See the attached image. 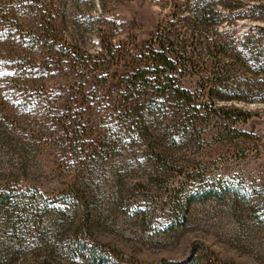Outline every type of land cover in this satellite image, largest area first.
I'll use <instances>...</instances> for the list:
<instances>
[{
  "label": "rangeland",
  "instance_id": "374dc122",
  "mask_svg": "<svg viewBox=\"0 0 264 264\" xmlns=\"http://www.w3.org/2000/svg\"><path fill=\"white\" fill-rule=\"evenodd\" d=\"M178 2L188 34L189 3L218 21L203 34L232 69L203 91L200 46L191 105L123 95L174 0H0V192L21 198L0 208V264H100L82 235L102 264H264V56L242 41L264 0Z\"/></svg>",
  "mask_w": 264,
  "mask_h": 264
},
{
  "label": "trees",
  "instance_id": "16d2710c",
  "mask_svg": "<svg viewBox=\"0 0 264 264\" xmlns=\"http://www.w3.org/2000/svg\"><path fill=\"white\" fill-rule=\"evenodd\" d=\"M188 22L185 26L189 30V34L181 29L180 16L183 12L181 3L174 0L171 7L168 19L162 22L149 41L148 47L142 52L141 66L134 69L125 80L124 96L129 100L132 97L133 102L140 100L141 94L151 92L156 94V97L164 95L167 98H173L177 101H182L184 105H191L194 100V93L184 88L181 85V77L197 72L196 64L199 61V47L204 46L205 56L212 60L213 67L207 72V76L202 78L203 91L213 89L215 85H220V90H228L233 83L231 79V64L228 60L226 44L223 39H217V35H204L203 32L212 24H217L218 21H212L208 18V13L204 5H193L189 3ZM264 6L258 5L253 8L257 10V14H261ZM264 33V26L260 31L253 35H244L243 43L251 48L253 56L260 58L264 56V34L259 38L260 34ZM203 76V75H202ZM210 81V82H209ZM205 82L208 85H205ZM211 85H210V84ZM211 87V88H210ZM233 97H230L232 99ZM218 110V111H216ZM221 117L236 116L246 120L247 116H240V111L234 108L222 107L216 109ZM221 111V112H220ZM244 114V113H243ZM240 134L245 132L238 131ZM213 190H207L201 195L202 200H206L213 196ZM18 193L13 194L11 191L3 190L0 192V208L4 205H14L20 203L21 198ZM16 205H14L15 207ZM81 249L85 255L99 262L100 264L106 261L108 253L105 247L99 246L97 240L91 236L82 235L80 238ZM157 264H177L173 261L162 260Z\"/></svg>",
  "mask_w": 264,
  "mask_h": 264
}]
</instances>
